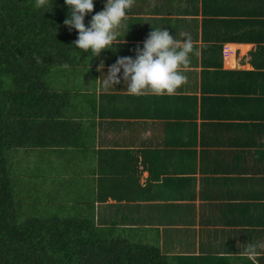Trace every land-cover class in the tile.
Here are the masks:
<instances>
[{
  "label": "crops",
  "instance_id": "obj_1",
  "mask_svg": "<svg viewBox=\"0 0 264 264\" xmlns=\"http://www.w3.org/2000/svg\"><path fill=\"white\" fill-rule=\"evenodd\" d=\"M152 27L191 35L186 83L171 96H132L121 71L105 91L98 80L135 58ZM117 31L126 42L92 55L90 83H56L62 70L47 78L76 125L68 148L32 150L49 200L167 256L264 243V0H134Z\"/></svg>",
  "mask_w": 264,
  "mask_h": 264
},
{
  "label": "trees",
  "instance_id": "obj_2",
  "mask_svg": "<svg viewBox=\"0 0 264 264\" xmlns=\"http://www.w3.org/2000/svg\"><path fill=\"white\" fill-rule=\"evenodd\" d=\"M97 2L85 17L86 26L99 12ZM34 3L0 0V264H251L235 246L231 255L167 256L125 238L108 239L91 220L79 214L63 218L60 209L48 206L44 217L27 210L28 218L19 220L17 169L7 153L28 156L32 150L68 148L64 136L76 133V125L63 115L69 97L50 90L47 78L83 55L92 56L73 46L78 33L64 24V0H53V10L50 5L45 14ZM43 190L51 202L44 183ZM40 192L36 188V198Z\"/></svg>",
  "mask_w": 264,
  "mask_h": 264
},
{
  "label": "clouds",
  "instance_id": "obj_3",
  "mask_svg": "<svg viewBox=\"0 0 264 264\" xmlns=\"http://www.w3.org/2000/svg\"><path fill=\"white\" fill-rule=\"evenodd\" d=\"M68 16L64 21L70 30L78 33L73 46L98 57L102 51L113 50L125 43V37L118 40L117 29L126 19L134 0H105L104 9L92 15L88 26L85 17L93 13L95 0H64ZM53 10V0H35L34 7L44 14ZM143 42L135 49V58L121 57L111 65L108 73L98 80L105 91L125 83V91L132 96L151 94L173 95L187 81L184 71L190 66V55L194 54L193 39L185 33V39L177 40L165 28H153ZM128 33V32H127ZM127 35V34H126ZM114 51V50H113ZM101 63L99 71H103ZM243 255L257 264V258L264 255V243H248Z\"/></svg>",
  "mask_w": 264,
  "mask_h": 264
},
{
  "label": "rangeland",
  "instance_id": "obj_4",
  "mask_svg": "<svg viewBox=\"0 0 264 264\" xmlns=\"http://www.w3.org/2000/svg\"><path fill=\"white\" fill-rule=\"evenodd\" d=\"M91 58V55H83L79 57V60H76L72 67L62 68L61 70L64 72V74H59L58 76L54 77L53 80L56 83H65L77 87L80 82L84 81L87 76V67L85 65L90 61ZM86 79L88 81L87 83H90L92 81V79H90L89 77H87ZM6 81L11 82L9 78H6ZM52 88L55 89V85H53ZM10 90L11 87L8 85L6 87V91ZM12 155L13 154L11 152L7 153L9 163L14 165L17 169V171L14 173V176H17L16 185L18 189H20V193L18 194L17 198L21 203L19 211L20 221L23 222L28 218V216L24 214V212L27 210L29 212H33V214L31 213V216L33 217H44L45 210L49 211L47 206L50 207V209L55 210V212L56 210L60 209L63 212V218L76 216V211L66 210L64 209L65 206L63 204H60L58 202H49L46 199V195L43 190V183L45 179L44 177H37L34 174L35 167L38 165V163L31 154H29L28 156L18 154V156L14 155L15 157H13ZM11 156L13 158H11ZM68 166L74 167V164H68ZM36 188L41 191L37 194V198L34 194ZM35 199L37 200V202L34 201ZM37 208L40 210H37ZM45 213L47 214L49 212ZM47 218H49V214L47 215ZM105 236L108 239L124 238V235H122L119 231Z\"/></svg>",
  "mask_w": 264,
  "mask_h": 264
}]
</instances>
